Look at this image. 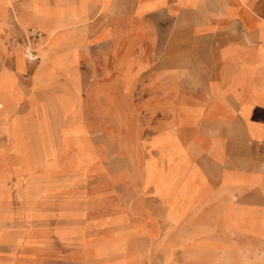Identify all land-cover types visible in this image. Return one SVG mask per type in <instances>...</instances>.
<instances>
[{
	"label": "rangeland",
	"instance_id": "1",
	"mask_svg": "<svg viewBox=\"0 0 264 264\" xmlns=\"http://www.w3.org/2000/svg\"><path fill=\"white\" fill-rule=\"evenodd\" d=\"M25 1L26 11L16 15L23 30L6 46L19 73L39 60L22 83L0 68V264H143L148 254L149 264L256 261L251 253L263 252L262 245L235 243L218 222L221 215L227 234L264 238V213L256 210L264 204V159L245 161L247 170L260 165L257 173L208 163L213 174L206 175L198 161L223 162L222 122L209 121L213 129L203 126L186 144L176 124L198 116L152 128L167 115L156 113L172 87L166 78L179 66L188 72L184 50L203 42L189 21L109 19L97 9L90 14L93 0ZM157 25L169 31L158 36ZM158 38L169 47L160 55L151 45ZM259 38L264 45V34ZM136 47L147 70L119 79L117 66ZM246 77L231 75L233 87Z\"/></svg>",
	"mask_w": 264,
	"mask_h": 264
},
{
	"label": "crops",
	"instance_id": "2",
	"mask_svg": "<svg viewBox=\"0 0 264 264\" xmlns=\"http://www.w3.org/2000/svg\"><path fill=\"white\" fill-rule=\"evenodd\" d=\"M50 2L53 3V0ZM104 3L107 6L101 9ZM89 4H91L90 14L97 9L102 15H108L109 19L188 20L192 36L203 42L195 40L184 50L188 52V72L181 70L179 66V74L166 78L172 83V87L162 93L156 113L167 111V115L156 119L152 128L163 120L175 121L179 115L186 113L193 117L198 116L200 118L196 122L189 119L187 123L176 124L178 139L186 144L192 141L195 133L203 131V126L210 129L209 121L222 122L224 125L218 132L223 148V162L218 164L213 159L207 162L198 161V164L205 169L207 173L205 174H213L211 173L213 170L208 171L206 168L208 163L212 164V169L223 166L231 171L260 172L257 169L260 165L255 166L253 170H247L244 164L246 160H253L256 157L264 159V123L260 122L264 117V45L259 38L264 34V0H93ZM225 4L229 8L228 13L224 8ZM25 5V0H13L11 4H5L0 0V40L5 42V48L0 49V68L6 67L15 73L20 83L28 71H30L28 77L30 79L34 64L39 60L37 58L26 62L25 72L19 73L14 64V54L6 46L8 37L22 29L16 22V15L26 11ZM122 13L124 15H119ZM157 27L158 36L165 35L169 31L168 28H160L158 25ZM140 29L143 31V27ZM214 40L217 43H213ZM162 41L159 38L153 42L151 40V45L156 46L155 51L159 55L164 54L168 47ZM145 42L148 44L147 37ZM171 48L176 49V43L171 44ZM139 52V47H136L134 55L131 51L125 54L124 61L117 66L120 68L119 79H130V81L138 79L147 70L148 63L143 60L145 56L142 57ZM79 57L81 58L80 50ZM81 62L80 59L77 65L79 78ZM178 62L184 63L180 60ZM121 68L127 70L126 78L122 76ZM240 71L246 72L247 77L236 79V86L233 87L235 80L230 79V76ZM245 117L251 127L246 123ZM253 133L255 136L251 135ZM202 136L203 140L211 142L210 139L205 138V135ZM255 195L260 196L259 193ZM235 196L239 198L238 193H235ZM207 204L197 207L200 211H204ZM257 207V211L264 213V204ZM219 210L221 214V208ZM221 217L220 215V223L218 222L221 234L226 237L231 236L237 244L246 242L259 244L264 248V238L260 236L227 234L222 228ZM246 254L250 252L239 253L243 258H246ZM251 254L256 261L246 263L256 264L260 260L264 261V251ZM150 257L148 254L142 258V263L149 264ZM44 262L53 264L49 259H45Z\"/></svg>",
	"mask_w": 264,
	"mask_h": 264
},
{
	"label": "built area",
	"instance_id": "3",
	"mask_svg": "<svg viewBox=\"0 0 264 264\" xmlns=\"http://www.w3.org/2000/svg\"><path fill=\"white\" fill-rule=\"evenodd\" d=\"M29 60H31V58H29ZM32 60H35L34 58Z\"/></svg>",
	"mask_w": 264,
	"mask_h": 264
}]
</instances>
